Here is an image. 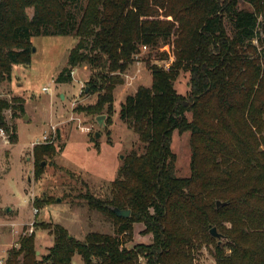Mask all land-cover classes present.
<instances>
[{
    "label": "trees",
    "instance_id": "trees-1",
    "mask_svg": "<svg viewBox=\"0 0 264 264\" xmlns=\"http://www.w3.org/2000/svg\"><path fill=\"white\" fill-rule=\"evenodd\" d=\"M44 33L78 38L55 81L70 83L73 68L88 65L96 101L76 109L89 114L112 112L121 74L143 47H168L172 61L149 65L150 86L120 105L119 118L143 151L124 157L109 197L83 196L114 235L92 231L79 241L58 224L40 223L53 236L47 254H36L33 233L19 236L4 264H70L74 255L83 264H198L204 247L215 264H264V0H0V85L13 65L29 64L30 40ZM180 72L189 73L184 95L174 86ZM7 110L14 120L23 99L0 95V128L14 145ZM174 131L189 133L187 177L175 173ZM32 154L38 161L57 150L45 143ZM134 224L151 242L127 248Z\"/></svg>",
    "mask_w": 264,
    "mask_h": 264
},
{
    "label": "rangeland",
    "instance_id": "rangeland-1",
    "mask_svg": "<svg viewBox=\"0 0 264 264\" xmlns=\"http://www.w3.org/2000/svg\"><path fill=\"white\" fill-rule=\"evenodd\" d=\"M74 12L78 20L81 7ZM77 41L74 34L44 33L32 37L29 64L13 65L10 80L0 85L2 97L23 99V112L14 120H10V110L5 112L6 121L16 126L17 143L4 144L0 140L2 260L6 259L8 250L14 247L21 233L29 228L30 222L34 223L38 255L47 254L53 244L49 229L40 223L58 224L79 241L92 231L114 235L112 222L98 211L91 210L83 196L109 197L110 182L116 177L124 157L131 152L140 154L143 151L137 135L120 120V105L140 86H150L149 65H169L172 61L169 48L161 46L157 51L142 48L121 74L122 85L113 91L112 112L109 114L103 110L95 115L76 109L96 101L97 92L87 86L91 75L88 65L82 63L74 67L70 83L55 81ZM163 50L168 54L165 60L160 59ZM174 86L177 93L186 94L189 73L180 72ZM98 116H104L102 123L96 121ZM95 134H99L98 139ZM44 136L47 142L56 146L57 154L35 161L32 149ZM171 151L176 158V175L189 176V133L174 131ZM34 208L38 210L36 215ZM143 229V225L134 224L132 241L125 244L127 248L151 242V236L144 235ZM211 249L204 247L199 251L198 264H215ZM70 264L83 262L79 255H74Z\"/></svg>",
    "mask_w": 264,
    "mask_h": 264
},
{
    "label": "water",
    "instance_id": "water-1",
    "mask_svg": "<svg viewBox=\"0 0 264 264\" xmlns=\"http://www.w3.org/2000/svg\"><path fill=\"white\" fill-rule=\"evenodd\" d=\"M62 98V96H61ZM104 119V116H98L96 117V121L99 122V123H102ZM99 137V134H95V138L98 139ZM122 158V156H120V159ZM41 166H43V163L41 164ZM225 205L224 202H221V201H216V207H220V206H223ZM7 211H10L9 209H7ZM112 211L114 212V214L117 216V217H122V218H127L129 217V210H118L117 208H112ZM210 235L215 238V239H222V236L217 232L216 228H212L210 230ZM36 254L38 255V252H36Z\"/></svg>",
    "mask_w": 264,
    "mask_h": 264
},
{
    "label": "built area",
    "instance_id": "built-area-1",
    "mask_svg": "<svg viewBox=\"0 0 264 264\" xmlns=\"http://www.w3.org/2000/svg\"><path fill=\"white\" fill-rule=\"evenodd\" d=\"M143 48L145 49V47H143ZM167 66H164V67H167ZM71 74H72V72H71ZM42 90L43 91H47V88H43ZM0 140L4 144H9V135L2 128H0ZM45 143H50V142H47V137L44 136L42 138V141L41 142H37L34 145L45 144ZM33 213H34V215H36L38 213V210L36 208H34L33 209ZM33 224H34L33 222H30L28 224L29 225V228L26 231H23L21 233V236L31 235L33 233ZM14 247H18L17 242L15 243ZM0 264H4V259L2 260L0 258Z\"/></svg>",
    "mask_w": 264,
    "mask_h": 264
},
{
    "label": "crops",
    "instance_id": "crops-1",
    "mask_svg": "<svg viewBox=\"0 0 264 264\" xmlns=\"http://www.w3.org/2000/svg\"><path fill=\"white\" fill-rule=\"evenodd\" d=\"M14 241H15V239H14Z\"/></svg>",
    "mask_w": 264,
    "mask_h": 264
}]
</instances>
